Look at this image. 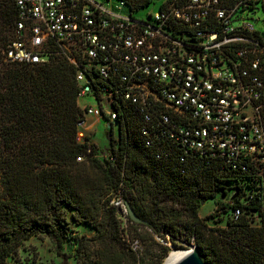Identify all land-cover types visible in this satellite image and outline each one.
Returning a JSON list of instances; mask_svg holds the SVG:
<instances>
[{"label":"trees","instance_id":"obj_1","mask_svg":"<svg viewBox=\"0 0 264 264\" xmlns=\"http://www.w3.org/2000/svg\"><path fill=\"white\" fill-rule=\"evenodd\" d=\"M122 1L130 12L154 4ZM15 20L11 0H0V264L32 237L51 242L59 264L70 258L75 264H135L120 241L121 221L111 203L117 197L144 222L127 219L145 246L138 264H160L169 254L155 238L174 248V241L192 243L206 264H264L258 179L218 159L183 153L151 133L146 147L141 116L116 98L111 107L118 134L108 133L107 156L97 159L87 137L76 140V123L83 116L76 104L74 66L58 57L43 64L2 61ZM209 199L211 213L197 217L198 207ZM62 207L72 211L74 224L88 225L95 234H71ZM209 218H221L224 227L207 226ZM63 244L74 247L72 252H62Z\"/></svg>","mask_w":264,"mask_h":264},{"label":"built area","instance_id":"obj_2","mask_svg":"<svg viewBox=\"0 0 264 264\" xmlns=\"http://www.w3.org/2000/svg\"><path fill=\"white\" fill-rule=\"evenodd\" d=\"M11 2L16 20L2 61L58 57L74 66L78 142L87 117L113 122L116 98L141 116L146 147L151 133L183 153L248 172L264 202V22L261 30L248 23L257 6L264 13V0H165L143 18L122 0ZM86 98L96 106L81 105ZM117 212L120 241L138 257L141 243L129 234L123 202Z\"/></svg>","mask_w":264,"mask_h":264},{"label":"rangeland","instance_id":"obj_3","mask_svg":"<svg viewBox=\"0 0 264 264\" xmlns=\"http://www.w3.org/2000/svg\"><path fill=\"white\" fill-rule=\"evenodd\" d=\"M164 1L165 0H154V4L148 6L145 9H142L139 12L138 16L143 18L147 14H152L153 12L156 11L157 7L160 4H162ZM253 21L255 22L253 23ZM262 21L264 22V13L262 9L259 6H257V10L255 11V14L253 15V17H251V20H248V23L252 24L254 30H261L263 28ZM86 103L91 106H96L93 98H86L80 101L81 105H84ZM108 133L111 134L112 138L117 137L118 128L115 126V124L105 122L102 119L87 117L84 124V130L82 133L79 134L80 136L79 138H81L82 140L84 137H87L89 142H91L96 146V150H97L96 157L97 159L100 160L106 158L107 156L106 150H107ZM116 202H118L116 207L119 211L122 201L119 198H115L113 200V204H116ZM212 206H213V200L211 199L207 200L202 206L198 207L197 217L204 218L208 213H211ZM62 212L65 220L67 221V225L69 230L71 231V234H77V236H82L84 238H90L95 234L94 230L88 225L74 224V222L71 220V213H72L71 210L62 207ZM205 223L207 224V226H211V227H224L221 218H219V221H216L213 218H209L205 221ZM129 234L130 236L135 237V235L132 232V229L130 228H129ZM158 240L155 238V241L158 244L168 248L167 253H170L172 250L186 249L187 247L193 246L192 243L187 244V243H182L180 241H174V243L177 246V248H174L171 242L166 241L164 243L163 242L160 243ZM73 248L74 247L63 244L61 245L60 250L66 254H69L72 252ZM88 250L91 252L93 250V247H90ZM144 250H145V246L141 242V253L138 257L135 256V264H138L140 259L143 257ZM167 256L168 255L166 254V256L161 259L160 264L164 263V260ZM59 263L60 260L55 255L54 245L51 242H49L46 238L39 239L38 237H32L26 242H24L15 255L5 260V264H59ZM67 264H75V260L70 258L67 260Z\"/></svg>","mask_w":264,"mask_h":264},{"label":"water","instance_id":"obj_4","mask_svg":"<svg viewBox=\"0 0 264 264\" xmlns=\"http://www.w3.org/2000/svg\"><path fill=\"white\" fill-rule=\"evenodd\" d=\"M202 204V203H201ZM127 218L133 223V224H144L142 220H140L132 211L130 206L124 202L123 203ZM193 250L192 253L187 255L184 259H182L178 264H206L202 262L199 259L197 249L194 246H190Z\"/></svg>","mask_w":264,"mask_h":264},{"label":"bare ground","instance_id":"obj_5","mask_svg":"<svg viewBox=\"0 0 264 264\" xmlns=\"http://www.w3.org/2000/svg\"><path fill=\"white\" fill-rule=\"evenodd\" d=\"M192 252L193 250L191 247H187L186 249L172 250L165 258L163 264H178L182 259Z\"/></svg>","mask_w":264,"mask_h":264},{"label":"crops","instance_id":"obj_6","mask_svg":"<svg viewBox=\"0 0 264 264\" xmlns=\"http://www.w3.org/2000/svg\"><path fill=\"white\" fill-rule=\"evenodd\" d=\"M87 119V118H86Z\"/></svg>","mask_w":264,"mask_h":264}]
</instances>
